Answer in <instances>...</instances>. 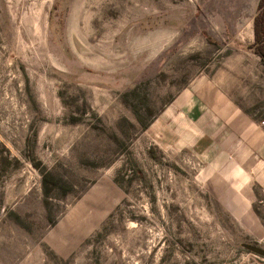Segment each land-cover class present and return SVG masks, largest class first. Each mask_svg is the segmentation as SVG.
I'll use <instances>...</instances> for the list:
<instances>
[{
	"label": "rangeland",
	"instance_id": "rangeland-1",
	"mask_svg": "<svg viewBox=\"0 0 264 264\" xmlns=\"http://www.w3.org/2000/svg\"><path fill=\"white\" fill-rule=\"evenodd\" d=\"M258 1L0 0V264H264V143L211 165L148 128L198 79L264 136Z\"/></svg>",
	"mask_w": 264,
	"mask_h": 264
},
{
	"label": "crops",
	"instance_id": "crops-1",
	"mask_svg": "<svg viewBox=\"0 0 264 264\" xmlns=\"http://www.w3.org/2000/svg\"><path fill=\"white\" fill-rule=\"evenodd\" d=\"M162 44V32L155 31L151 43H148V49L143 43V50L135 54L133 61L145 59L147 55L150 58L155 57L161 52ZM94 54L90 56L91 61H101L106 66L105 73L113 74L114 66L108 50L104 54H98V52ZM198 81V79L193 81L185 91L179 94L148 128L155 137L165 141L163 145L165 148H188L202 157L207 155L208 163L211 165L221 164V161L217 159L219 155L228 159L241 154L240 146L243 142L246 145L244 150L246 157L251 156L250 149L254 147L257 150L259 144L264 143L262 133L257 132L255 128L254 131H243L241 125L246 116L242 113L238 114L234 109H226L224 104L222 106V104L212 103L213 100H218L217 95H214L213 99L209 98L210 96H203V86ZM248 129L251 128L248 127ZM249 164L253 167L257 162Z\"/></svg>",
	"mask_w": 264,
	"mask_h": 264
},
{
	"label": "trees",
	"instance_id": "trees-1",
	"mask_svg": "<svg viewBox=\"0 0 264 264\" xmlns=\"http://www.w3.org/2000/svg\"><path fill=\"white\" fill-rule=\"evenodd\" d=\"M254 28H255V39L257 45L256 50L258 53L262 55V58L264 60V46H262L263 43H261L264 37V0L258 1L257 14L255 15V20H254Z\"/></svg>",
	"mask_w": 264,
	"mask_h": 264
},
{
	"label": "water",
	"instance_id": "water-1",
	"mask_svg": "<svg viewBox=\"0 0 264 264\" xmlns=\"http://www.w3.org/2000/svg\"><path fill=\"white\" fill-rule=\"evenodd\" d=\"M244 244L248 246L250 249L254 250L255 252L264 255V247L252 243H244Z\"/></svg>",
	"mask_w": 264,
	"mask_h": 264
},
{
	"label": "bare ground",
	"instance_id": "bare-ground-1",
	"mask_svg": "<svg viewBox=\"0 0 264 264\" xmlns=\"http://www.w3.org/2000/svg\"><path fill=\"white\" fill-rule=\"evenodd\" d=\"M79 47V46H78ZM80 49V48H79ZM83 49V48H82Z\"/></svg>",
	"mask_w": 264,
	"mask_h": 264
}]
</instances>
